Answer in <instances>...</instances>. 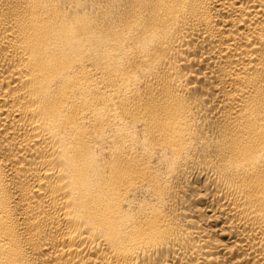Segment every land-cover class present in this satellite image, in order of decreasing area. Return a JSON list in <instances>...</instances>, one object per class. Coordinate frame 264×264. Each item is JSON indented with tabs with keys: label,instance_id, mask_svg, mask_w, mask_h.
Returning a JSON list of instances; mask_svg holds the SVG:
<instances>
[{
	"label": "bare ground",
	"instance_id": "1",
	"mask_svg": "<svg viewBox=\"0 0 264 264\" xmlns=\"http://www.w3.org/2000/svg\"><path fill=\"white\" fill-rule=\"evenodd\" d=\"M0 264H264V0H0Z\"/></svg>",
	"mask_w": 264,
	"mask_h": 264
}]
</instances>
